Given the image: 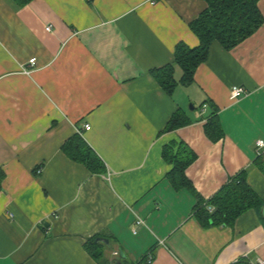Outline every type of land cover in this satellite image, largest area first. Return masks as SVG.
Segmentation results:
<instances>
[{
  "label": "crops",
  "instance_id": "0c3cea01",
  "mask_svg": "<svg viewBox=\"0 0 264 264\" xmlns=\"http://www.w3.org/2000/svg\"><path fill=\"white\" fill-rule=\"evenodd\" d=\"M258 6L264 16V0ZM205 7L204 0H0V264H99L84 248L96 235L109 240V262L114 252L124 264L148 253L147 264L264 262L256 212L203 228L192 215L196 195L172 184L161 154L171 141L194 151L185 175L204 199L247 169L264 201V174L252 165L256 141L264 144V22L230 50L212 43L194 81L171 96L151 74L172 61L178 42L198 45L188 24ZM234 86L244 91L232 99ZM209 100L223 130L217 141L204 132L211 108L200 105ZM177 108L190 123L162 132ZM77 130L102 173L62 152Z\"/></svg>",
  "mask_w": 264,
  "mask_h": 264
},
{
  "label": "trees",
  "instance_id": "16d2710c",
  "mask_svg": "<svg viewBox=\"0 0 264 264\" xmlns=\"http://www.w3.org/2000/svg\"><path fill=\"white\" fill-rule=\"evenodd\" d=\"M31 0H16L25 5ZM206 7L189 22L190 30L196 35L199 43L190 47L178 42L173 50L171 62L151 70L153 78L168 95H172L178 85L187 86L194 81L197 67L209 56L212 43H219L225 50H230L251 36L264 22V16L258 6L259 0H204ZM181 70L178 79L175 69ZM211 108L208 119L204 123L205 135L211 141L219 140L223 130L217 118V107L211 100L203 102ZM196 109V108H195ZM190 123L186 112L177 108L169 117L162 132H170ZM62 152L71 160L83 164L92 173H102L104 164L79 133H74L61 146ZM162 158L172 168L167 177L176 187H186L196 195L192 212L193 217L203 228L212 226H232L235 220L247 210L253 209L264 224V201L247 182V169H243L230 177L221 188L209 199L202 198L195 192L185 175V169L193 162L196 155L184 142L171 141L162 148ZM264 174V150L257 153L252 162ZM4 177L0 169V184ZM208 207L212 209L209 210ZM99 235L86 240L84 248L99 264H124L125 257L118 253L116 261L109 262L103 256L106 245L96 241ZM147 254L134 264H147ZM233 264H252L246 259Z\"/></svg>",
  "mask_w": 264,
  "mask_h": 264
},
{
  "label": "built area",
  "instance_id": "2783aa9c",
  "mask_svg": "<svg viewBox=\"0 0 264 264\" xmlns=\"http://www.w3.org/2000/svg\"><path fill=\"white\" fill-rule=\"evenodd\" d=\"M150 2L151 3H155V0H150ZM46 29L49 30L50 26H48ZM34 62H35V58H30L29 59L30 65H33ZM243 91H244V89L241 86H234L231 89V91H230V98H232V99L238 98L243 93ZM83 128L85 130H88L90 128V125L88 123H84L83 124ZM77 132L80 133V130H77ZM256 147H257V153H260L264 149L263 141L262 140L256 141ZM40 171H41L40 168L37 167L36 168V173L38 174V173H40ZM208 209L211 210L212 208L208 207ZM141 223H142L141 218H137L136 221H135V224L139 225ZM133 232L135 233V230H133ZM114 254L117 255V252H114ZM146 259H147L148 262H150L151 259H152V255L150 253H148L147 256H146ZM256 264H264V262L261 261V260H258Z\"/></svg>",
  "mask_w": 264,
  "mask_h": 264
},
{
  "label": "water",
  "instance_id": "95a60500",
  "mask_svg": "<svg viewBox=\"0 0 264 264\" xmlns=\"http://www.w3.org/2000/svg\"><path fill=\"white\" fill-rule=\"evenodd\" d=\"M192 108H193L192 105H190V109H192ZM262 214L264 216V209L262 210ZM96 241H100V242L104 243L105 245H109V240L107 238H104V237H97ZM121 256H122V254H121Z\"/></svg>",
  "mask_w": 264,
  "mask_h": 264
},
{
  "label": "rangeland",
  "instance_id": "374dc122",
  "mask_svg": "<svg viewBox=\"0 0 264 264\" xmlns=\"http://www.w3.org/2000/svg\"><path fill=\"white\" fill-rule=\"evenodd\" d=\"M190 104H191V103L188 104V108L190 107ZM195 106H196V109H197V108H198V104H195ZM196 109H195V110H196ZM107 248H109V247H107ZM109 249H110V248H109Z\"/></svg>",
  "mask_w": 264,
  "mask_h": 264
}]
</instances>
